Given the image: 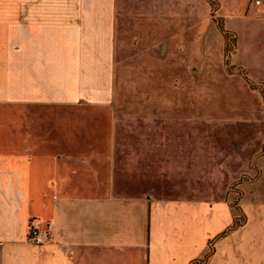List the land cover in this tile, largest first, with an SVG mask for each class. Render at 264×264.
Listing matches in <instances>:
<instances>
[{"label":"crops","instance_id":"0c3cea01","mask_svg":"<svg viewBox=\"0 0 264 264\" xmlns=\"http://www.w3.org/2000/svg\"><path fill=\"white\" fill-rule=\"evenodd\" d=\"M119 1L0 0V264H191L209 246L205 264H264V199L228 230L225 200L121 183L112 122L95 117L110 112Z\"/></svg>","mask_w":264,"mask_h":264},{"label":"rangeland","instance_id":"374dc122","mask_svg":"<svg viewBox=\"0 0 264 264\" xmlns=\"http://www.w3.org/2000/svg\"><path fill=\"white\" fill-rule=\"evenodd\" d=\"M255 2L119 1L110 112L95 117L112 122L128 193L225 200L237 222L242 201L264 199V15Z\"/></svg>","mask_w":264,"mask_h":264},{"label":"built area","instance_id":"2783aa9c","mask_svg":"<svg viewBox=\"0 0 264 264\" xmlns=\"http://www.w3.org/2000/svg\"><path fill=\"white\" fill-rule=\"evenodd\" d=\"M255 4L264 15V0H256ZM28 239L35 244H43L49 240V231L32 225L28 229Z\"/></svg>","mask_w":264,"mask_h":264},{"label":"trees","instance_id":"16d2710c","mask_svg":"<svg viewBox=\"0 0 264 264\" xmlns=\"http://www.w3.org/2000/svg\"><path fill=\"white\" fill-rule=\"evenodd\" d=\"M239 223L240 222H237L234 220L233 224L228 228V230L233 229ZM211 252H212V249L210 247H208V250H206V252L203 255H201L199 258L195 259L191 264H205V262H206V260L209 257Z\"/></svg>","mask_w":264,"mask_h":264}]
</instances>
